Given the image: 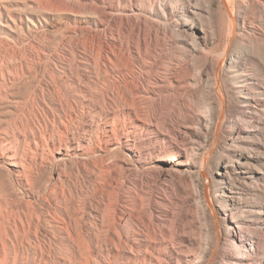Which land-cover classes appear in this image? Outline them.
Masks as SVG:
<instances>
[{
    "label": "bare ground",
    "instance_id": "obj_1",
    "mask_svg": "<svg viewBox=\"0 0 264 264\" xmlns=\"http://www.w3.org/2000/svg\"><path fill=\"white\" fill-rule=\"evenodd\" d=\"M0 264H264V0H0Z\"/></svg>",
    "mask_w": 264,
    "mask_h": 264
},
{
    "label": "rangeland",
    "instance_id": "obj_2",
    "mask_svg": "<svg viewBox=\"0 0 264 264\" xmlns=\"http://www.w3.org/2000/svg\"><path fill=\"white\" fill-rule=\"evenodd\" d=\"M218 6V4H216V7ZM80 16V15H79ZM68 21L66 20V18L64 16L60 17L59 19H57L56 21L52 22V25L48 28V31L50 34H55L56 32H58L63 26H65V24ZM54 54H56V50L54 51Z\"/></svg>",
    "mask_w": 264,
    "mask_h": 264
}]
</instances>
